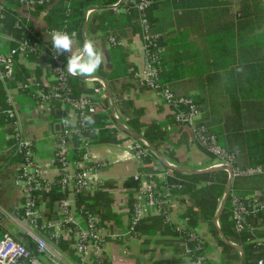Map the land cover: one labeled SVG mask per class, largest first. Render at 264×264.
<instances>
[{"label": "crops", "instance_id": "crops-1", "mask_svg": "<svg viewBox=\"0 0 264 264\" xmlns=\"http://www.w3.org/2000/svg\"><path fill=\"white\" fill-rule=\"evenodd\" d=\"M50 1L39 12L9 5L17 20H25L27 36L38 44L35 53L19 58L18 66L26 70L28 81L34 80L43 91L50 90L55 75L49 52L51 47L60 46L62 61L75 73L68 78L73 96L89 97L99 107V113L89 121L88 147L80 161L89 164L93 169L90 176L100 184L95 193L82 194L77 204L74 199L75 223L60 225L55 199L60 193L54 191L58 177L56 137L76 128V111L55 101L45 106L29 92L20 91L13 83L6 88L0 80V231L13 238H20L23 232L16 211L21 191L14 185L19 163L12 158V138L18 130L32 142L33 161L51 183L50 191L38 197L41 218L36 233L53 246L65 264H96V258L99 264H166L170 259L194 264L184 253L181 236L182 231L190 229L186 213L193 201L188 194H171L163 210L147 207L145 216L130 230L131 207L141 200L131 186L132 177L139 172L154 175L158 186L163 184L158 174L164 168L152 160L146 163L136 159L129 149L133 139L118 127L117 121L134 133L137 129L143 133L151 126L159 130V147L165 156L160 154L176 168L203 171L214 163L193 141L190 130L175 123L172 107L158 92L134 79L131 71L141 70L145 61L137 11L130 13L121 5L113 7L117 3L96 2L89 7L95 9L86 10V31L82 29L80 38L73 34L68 37L50 29L48 12L59 0ZM148 17L151 35L159 45L161 86L178 97L193 96L211 102L212 106L207 103L198 108V122L203 120L221 144L234 150L240 170L262 169L255 176H233L231 191L254 202L259 217L256 237L264 244V0H152ZM89 18L97 20L91 23V28L98 27L93 34L88 32ZM8 38L9 46L15 47L18 38ZM85 39L88 50L83 55ZM119 54L128 70L125 76L109 80L114 57ZM9 99L16 124L4 117ZM70 151L73 159L71 145ZM82 209H87L85 216ZM86 214L94 218L95 234L100 239L96 258L92 248L91 256L79 258L74 254L78 236L87 233ZM191 232L204 243L203 264H226V256L207 222L199 221ZM55 234L65 249L54 246ZM97 242L91 240L90 244L95 246Z\"/></svg>", "mask_w": 264, "mask_h": 264}, {"label": "built area", "instance_id": "built-area-1", "mask_svg": "<svg viewBox=\"0 0 264 264\" xmlns=\"http://www.w3.org/2000/svg\"><path fill=\"white\" fill-rule=\"evenodd\" d=\"M21 6L34 8L43 5L41 0H17ZM132 3L138 13L140 26V35L143 43L145 61L143 68L139 71L132 70L134 79L142 86H147L158 92L159 96L167 102L174 111V121L177 125L190 130L193 141L213 158L211 167H230L233 176H255L262 173L259 167H250L240 170L235 166L236 157L233 153L223 148L216 136L210 133L207 128L198 122V107L190 97L175 96L168 87L161 86L159 83L160 68L158 67V46L156 39L151 35L150 23L147 17V11L151 6V0H123ZM3 5V4H2ZM0 4V12L3 6ZM10 39L0 30V80L6 86L14 83L17 75V65L19 58L35 53L37 46L28 39L21 38L16 42L15 47L9 46ZM49 59L52 64L55 75L54 86L47 91L41 90L34 80L28 81L22 88L28 90L29 94L41 104L49 106L53 101L63 106L72 107L76 111L77 126L72 132L63 131L56 137L55 160L58 164V185L62 193L67 196L57 203V210L60 216L59 224L67 226L75 223L74 218V199L77 195H91L99 188V180L90 176L92 168L83 160L75 161L71 159L70 144L68 140L72 137L78 138L82 143L83 154H86L88 143L86 135L83 132L88 128L86 124L87 116L99 113L97 102L89 97L73 96L68 78L75 76V73L65 66L61 59L60 46H53L49 52ZM111 105V103H109ZM4 115L16 124V113L9 99V107L3 111ZM89 132V131H88ZM16 152L21 154L22 163L19 164L14 185L21 191V203L16 207V211L21 210L19 215L22 222L23 233L30 238L34 245L35 254L20 241H17L9 234H3L0 238V264H65L49 243L36 233L39 227L40 211L38 208V197L41 193H48L51 189V183L46 179L45 172L33 161L32 142L26 136H23L18 130L14 132ZM129 149L133 152L136 159H150L155 157L149 150L144 141L132 140L129 143ZM82 154V155H83ZM89 174V176H88ZM171 174L170 169H164L158 176L163 180L160 192L155 195L154 189L157 187L156 176L147 173H136L132 178L137 183L135 190L140 197V201L132 206L130 216V230L145 216L147 207H156L163 210L169 205L170 193L164 183ZM231 217L230 221L236 233H242L246 229L251 233L253 242L264 250L262 244L253 234L252 228L247 225L246 219L252 213L257 212L254 202L245 197L230 195ZM85 223L87 233L78 236L74 245V254L83 258L91 256L92 248L95 258L99 249L100 239L95 234L94 218L86 214ZM189 233L187 241L183 242L185 255L192 259L194 264H203V241L193 232ZM58 235H53V239L58 240ZM93 238V239H91ZM97 240L95 246H91L90 241ZM194 242L190 246L189 242ZM56 247L55 243H53ZM94 248V249H93ZM96 264H99L96 258ZM257 264H264V257L260 258Z\"/></svg>", "mask_w": 264, "mask_h": 264}, {"label": "trees", "instance_id": "trees-1", "mask_svg": "<svg viewBox=\"0 0 264 264\" xmlns=\"http://www.w3.org/2000/svg\"><path fill=\"white\" fill-rule=\"evenodd\" d=\"M119 0H59L52 8H50L48 12V25L50 26V29H56L59 31H62L64 35L70 37L72 34L77 35L78 38L81 37L82 35V29H83V23L85 21V13L86 10L93 6L96 2H99L100 5H113L118 3ZM133 2H138L139 0H132ZM152 1V0H151ZM51 3L49 0L47 3L40 5V6H35L34 10L37 12L43 11L46 7L47 4ZM3 6V10L0 12V30L1 32L6 35L7 37H14V38H25L28 39L31 43H36L32 39H30L27 36L26 30H25V20L22 18H19V20L16 19L17 14L15 11H12L9 8V5H20L17 0H5L4 3H0ZM122 7H125L128 12L132 13L133 11L135 12V8L132 3L123 1L121 3ZM151 7V6H150ZM150 9V8H149ZM149 11V10H148ZM148 11H147V17H148ZM108 12H111L109 10ZM138 17V16H137ZM149 20V17H148ZM97 20L95 18H89L88 19V32L90 34L95 33L98 31V27L91 28V23H96ZM150 23V20H149ZM150 30H151V25H150ZM99 31H102L100 28ZM17 40V41H18ZM157 43V41H156ZM38 45V44H36ZM158 49L159 45L157 43ZM217 51H220V49H215ZM224 52V51H223ZM29 55V54H27ZM25 55V56H27ZM115 56V55H114ZM158 67L160 68V74H159V80L161 73L163 75V71L161 68V63L158 58ZM128 70V67L125 64V60L123 55H116L114 57L113 61V69L112 72L108 75L107 79H118L120 77H123L126 75V72ZM168 71L164 72V75H167ZM28 74L26 70H21L19 69V66L17 65V75H16V80L13 83L15 87H18L20 91L23 92H28V90L23 89L22 87L27 84L28 81ZM160 85L162 84L159 82ZM163 86V85H162ZM190 98L193 100V102L196 104V106L203 107L205 104H209L212 106L211 102H207L204 98L200 100L197 97L190 96ZM108 113V112H107ZM109 114V113H108ZM95 115V114H94ZM94 115H89L87 116V121L86 124L88 125V128L83 132L84 135H87L88 131H90L89 128V121L91 118L94 117ZM5 118H7L4 115ZM104 118V117H102ZM112 119V118H110ZM112 121L115 120L112 119ZM200 124L204 125L205 127L207 126L203 120H200ZM116 125V124H115ZM118 128V127H116ZM212 132V131H211ZM136 134L141 135L146 142L151 144L159 153L165 156L164 152L160 150V145H159V140L162 138V133H160L159 130L154 128L153 126L148 127L145 132H141L139 129L136 130ZM14 136V134H13ZM218 138L219 144L225 148L227 151L233 153L236 157V164L234 167L239 168L238 166V160L237 156L234 153V150L231 148H228V146H225L223 143L221 144V141H219V136L216 135ZM129 138L133 139L131 136L128 135ZM13 139V138H12ZM135 140V139H133ZM68 143L73 146V153L74 157L73 160L79 161L81 159L82 154L84 153L82 147V143L79 142L78 138L75 136L72 137V139L68 140ZM13 146V156L16 160L17 163L21 164L22 163V157L21 154L16 152L15 148V141L13 139L12 142ZM150 159H143V162L148 163ZM153 161L155 164L162 166L164 169H168L164 167L161 162L154 157ZM246 169V168H245ZM141 170V169H139ZM171 171L172 176L167 177L166 181L164 182L168 188V191L170 194L173 195H178L181 196L183 194H188L190 198L192 199V204L189 206L187 209L186 216L189 220V228L190 229H185L184 231L181 232L182 236V241H187L189 238V233L191 230H196L197 228V223L199 221H204L207 222L213 237L217 241L218 245L222 248V251L224 252L226 256V264H238L240 260V256L237 250H235L233 247L226 245L218 236L217 231L213 225V218L216 214V211L219 207L220 201L223 196V191L225 188V184L227 182L228 176L225 171H214V172H209V173H203V174H188V175H182L178 172ZM145 173V172H144ZM183 178V179H180ZM235 178V177H234ZM58 179L56 181V189L54 191H58L60 196H57L56 202L68 197L67 193H62L61 190L59 189L58 185ZM162 183H158V186L154 189V194L157 195L159 191V186ZM204 184V186L198 187L199 185ZM131 186H134L135 188L137 187L136 182H132ZM234 194L232 191L230 193ZM87 195V194H85ZM230 195L227 199L226 205L223 209L222 214L220 215L219 218V227L224 234V236L228 239L233 244H236L240 246L243 250V264H257L258 260L260 258L264 257V250L257 246L253 242V238L251 237V233L249 230H245L242 233H236L233 229V225L230 221L231 217V206H230ZM235 196L238 197H244V195L240 194H234ZM81 195H77L75 198V202L79 201ZM78 210H81L79 207L76 206ZM82 215L85 214L87 209H82ZM17 214H21V210L17 211ZM132 214V207L130 210V216ZM85 216V215H84ZM259 219L258 217V212L252 213L248 216L246 219L247 225L252 228L253 234L255 236L259 235V231L257 230L256 226L257 223L256 221ZM197 222V223H196ZM3 236L2 231H0V238ZM16 240L20 241L22 244H24L28 249H30L34 254V245L31 242L30 238L27 237L24 234H20V239L16 238ZM53 243H55L56 247L58 249H65V245L63 244V241L59 237L58 240L52 239ZM190 246H194V242L190 241L189 242ZM203 250H204V243H203ZM202 250V251H203ZM203 253V252H202ZM166 264H183L180 260L178 259H170L166 262Z\"/></svg>", "mask_w": 264, "mask_h": 264}, {"label": "water", "instance_id": "water-1", "mask_svg": "<svg viewBox=\"0 0 264 264\" xmlns=\"http://www.w3.org/2000/svg\"><path fill=\"white\" fill-rule=\"evenodd\" d=\"M123 2V0H119L118 3L113 6L115 8L119 7L121 5V3ZM93 9L95 8H89L88 11H92ZM102 9V8H101ZM83 31L85 32L86 31V20L84 21L83 23ZM84 53L83 55L86 54L87 50H88V44H87V40L85 39L84 41ZM78 78H82L80 76H77ZM104 86H105V90L108 94V97H110V94H109V89L106 85V83L104 82ZM111 111L113 112V105L111 104ZM117 124H118V127L126 132L129 136H131L133 139L135 140H141V141H144L146 143V145L148 146L149 150L153 153V155L161 162V164L163 166H165L166 168L172 170V171H175V172H179V173H187V174H202V173H208V172H214V171H219V170H225L229 173V178L225 184V188H224V191H223V196H222V199H221V202H220V205L216 211V214L213 218V224L215 226V229L217 231V234L219 236V238L226 244V245H229L231 247H233L235 250L238 251L239 253V256H240V260H239V264H243V250L241 247H239L238 245L236 244H233L231 243L230 241H228V239L224 236V234L222 233L220 227H219V218H220V215L222 214L223 212V209L226 205V202H227V199L231 193V184H232V180H233V173H232V169L230 167H212V168H209V169H206V170H203V171H189V170H182V169H179V168H176L175 166L173 165H170L166 162V160L162 157V155L151 145L149 144L148 142H146L144 140V138L141 136V135H138L134 132H132L131 130L127 129L126 127L123 126V124L119 121H117Z\"/></svg>", "mask_w": 264, "mask_h": 264}, {"label": "rangeland", "instance_id": "rangeland-1", "mask_svg": "<svg viewBox=\"0 0 264 264\" xmlns=\"http://www.w3.org/2000/svg\"><path fill=\"white\" fill-rule=\"evenodd\" d=\"M41 218V217H40ZM21 234H24L23 232H21ZM25 235V234H24ZM14 239H16V238H14ZM20 239V238H19ZM18 241V240H17ZM49 245L51 246V247H53L50 243H49Z\"/></svg>", "mask_w": 264, "mask_h": 264}]
</instances>
